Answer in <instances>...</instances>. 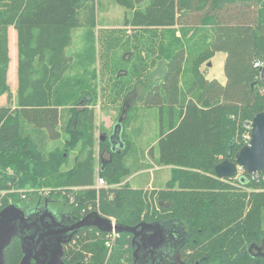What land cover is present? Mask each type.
<instances>
[{"label": "trees", "instance_id": "1", "mask_svg": "<svg viewBox=\"0 0 264 264\" xmlns=\"http://www.w3.org/2000/svg\"><path fill=\"white\" fill-rule=\"evenodd\" d=\"M143 1L114 0L132 11L124 17V25L153 34L162 29L173 36L177 24L181 34L175 38L178 50L163 63L162 82L150 87L144 97L146 105L159 108L154 161L171 166L165 186L156 191L126 183L113 186L131 174L127 158L132 142L123 131L129 120L126 113L121 122L123 147L113 151L107 139L98 145L99 154L108 153L98 175L109 187L98 193L91 187L95 179L93 105L100 88V64L99 69L94 64L103 56L91 41L94 0H0V98H6V104L0 105V190H7L0 195V210L9 204L22 209L28 205L11 189L51 187L49 199L55 204L63 198L67 212L76 219L96 211L128 226L155 219L179 221L188 236L182 253L189 264H264V258L248 250L264 239V173L254 179L244 172L226 179L214 173L225 156L233 161L247 144L246 125L264 111L260 69L253 66L254 61L264 62V0ZM206 25L208 42L203 33ZM10 26L17 37L14 94L7 82ZM79 27L88 28L85 44L72 59L65 50ZM162 44L160 51L174 46ZM218 51L227 54L224 85L206 79L199 70ZM136 61L137 65L132 63L141 71L145 62ZM102 62L108 65V53ZM140 71H133L138 80L143 77ZM62 140L63 148H48L50 141ZM79 142L75 164L64 169L68 151ZM96 234L107 235L95 227L80 228L63 246L64 263L131 264L126 233L119 235L109 255ZM72 242L73 249H66ZM22 254L19 238L13 237L4 249V264H18Z\"/></svg>", "mask_w": 264, "mask_h": 264}, {"label": "rangeland", "instance_id": "2", "mask_svg": "<svg viewBox=\"0 0 264 264\" xmlns=\"http://www.w3.org/2000/svg\"><path fill=\"white\" fill-rule=\"evenodd\" d=\"M94 12H95V24L91 27L90 31L93 33L91 41H94L95 47L98 49L99 54H103L100 59L94 64L99 69L100 64V78H99V92L96 97V101L93 105L94 116H95V127H94V154H95V179L94 184L91 186L97 193L101 188L109 187L104 180L105 184L102 187H96V181L100 176L98 170L100 168L98 151L99 139L98 135L102 132L109 133L113 124H115L122 112V105L128 106L129 109L126 111L129 114V120L125 123L126 127L123 131L129 136L132 142V148L129 152L127 159L130 164L131 175L122 179L120 183L113 186H121L127 184L131 188L144 189L146 191H156L164 187L165 182L170 177V172L167 167L156 165L154 159L157 158L156 140L159 137V108L154 105H143L137 103L136 100H140L146 91V83L150 84L153 82L155 85L157 82L158 68L161 63H165L168 59V55L178 50V43L170 33H164L162 29H158L154 39V34L145 32L142 28L135 27L132 25H124V17L130 16L132 11L123 8L116 4L114 0H94ZM178 27V26H177ZM174 26L175 32H178L180 37L179 29ZM13 28H8V70H7V82L10 87L11 93L14 94L17 88V37L16 31L11 32ZM88 28L79 27L73 30L71 43L66 48V54L70 55L72 59H75V53L81 50L85 44V32ZM205 34V41H209V25L203 27ZM15 30V29H14ZM166 35H171L173 38L170 41L166 40ZM195 38L198 36L195 34ZM155 45L153 46V41ZM164 43L165 47L172 43L174 46L169 51H160L159 46ZM163 45V44H162ZM158 46V47H157ZM164 47V46H163ZM105 53H108L110 62L106 66L102 61L105 60ZM137 59H143L147 64L144 68V64H141L143 68L140 71V67H135L132 62L137 65ZM224 53L218 52L210 60L211 67L205 65L203 62L199 70L205 75L207 79H218L223 80L224 78ZM101 64H104L101 67ZM78 69V67L76 68ZM81 70V69H80ZM135 70L142 72L143 77L138 80L136 78ZM76 70H73V73ZM118 72V73H117ZM82 73V72H81ZM119 78H116V75ZM154 79V80H153ZM184 79V78H183ZM182 79V80H183ZM185 80V79H184ZM153 85H150L152 87ZM260 93H264V88L259 87ZM6 104L5 96L0 99V105ZM126 113L124 115H126ZM123 115V116H124ZM166 122L167 113L163 114ZM165 127V126H164ZM64 140V139H63ZM63 140L58 143L50 141L48 148L59 145V148H63ZM103 141V140H102ZM155 142L153 145L151 143ZM82 142H79L75 149L68 151V162L64 165V169H68L75 164V158L80 150ZM153 148L154 157L150 156L149 150ZM148 153V155H147ZM67 152H64L66 155ZM104 154L103 159L106 158ZM139 166L149 167L151 170L147 172L139 171ZM156 167H159L156 169ZM138 170V171H137ZM11 173V170H8ZM152 176V179H151ZM233 178V177H232ZM103 179V178H102ZM234 181V180H233ZM232 181V182H233ZM150 182V186L148 183ZM231 184H236L235 182ZM239 188V186H237ZM241 190H247V188H239ZM51 187L33 188L31 186L22 187L21 189H11L10 192L18 193L22 199L27 200L29 204L36 201L37 198H49V192ZM76 191L77 188H71ZM7 193V190H0V195ZM30 195H28V194ZM64 194V193H63ZM69 198L71 195L68 196ZM71 199V198H70ZM71 201V200H70ZM155 201V200H154ZM64 204L63 198H58L55 205L61 209ZM155 206H158L155 202ZM67 211V206L65 207ZM111 221L116 220L113 217H109ZM107 233V232H104ZM109 233V232H108ZM121 233H111L102 238L101 235H97V240L104 242L105 247L108 249V255L112 252L113 247ZM106 239V241H105ZM72 242L67 245L66 249H73ZM264 246V239L259 243V247ZM64 249V248H63ZM91 254L85 259L87 261ZM106 264V263H105ZM126 264V263H124Z\"/></svg>", "mask_w": 264, "mask_h": 264}, {"label": "water", "instance_id": "3", "mask_svg": "<svg viewBox=\"0 0 264 264\" xmlns=\"http://www.w3.org/2000/svg\"><path fill=\"white\" fill-rule=\"evenodd\" d=\"M259 80L264 88V62L260 68ZM255 83L256 81L252 82L251 87ZM124 114L125 109L122 110L115 123L113 133L108 136L109 140L114 133H117V137H119ZM101 139L105 140V137ZM238 171L250 175L264 173V111L257 113L252 118L249 140L234 155V160L231 161L225 156L214 167V173L220 179L232 178ZM152 225L156 226L158 222H154V224L140 222L134 226L116 222L112 224L110 218L93 211L77 219L71 226L60 228L53 210L27 211L26 213L21 207L9 204L0 210V264H4V249L13 237L19 238L23 253L18 264H65L62 259L63 244L68 243L72 235L82 227H95L101 232L114 230L116 233L135 234L139 228ZM66 232H69L68 235H65ZM150 237L156 239L155 246L157 242L161 241V234L158 235L156 232H154V236L150 235Z\"/></svg>", "mask_w": 264, "mask_h": 264}, {"label": "flooded vegetation", "instance_id": "4", "mask_svg": "<svg viewBox=\"0 0 264 264\" xmlns=\"http://www.w3.org/2000/svg\"><path fill=\"white\" fill-rule=\"evenodd\" d=\"M53 201L49 198H37L32 204L28 202V205L23 210L26 213L27 211L43 212L45 210H53L57 216L60 228L71 226L77 220L75 216L69 215L65 210L64 204V209L59 210ZM154 222H158V225L142 227L143 229L139 228L135 234L126 233L130 241L131 264H189L182 253L183 247L188 240L182 224L175 219L142 221V223L147 224H154ZM154 232L158 235L161 234V241L157 242L156 246V239L150 237V235L154 236ZM68 233L66 232L65 235H68ZM66 244L64 243L63 246ZM248 250L253 255L264 258V246L259 247V244H253Z\"/></svg>", "mask_w": 264, "mask_h": 264}, {"label": "crops", "instance_id": "5", "mask_svg": "<svg viewBox=\"0 0 264 264\" xmlns=\"http://www.w3.org/2000/svg\"><path fill=\"white\" fill-rule=\"evenodd\" d=\"M146 1H147V0H144V1H143V4H145ZM11 27H12V26H11ZM175 27H177V24L175 25ZM12 28H13V27H12ZM177 28H178V27H177ZM178 29H179V28H178ZM13 31H15L14 28L11 30L12 34H13ZM173 37H174V38H178V37H179V36H178V32H175L174 35H173ZM173 37H172L171 35H166V40L170 41V39H172ZM218 52H222V53H224L225 60H226V56H227V54H226L225 52H223V51H218ZM218 52H215L214 54H216V53H218ZM213 56H214V55H213ZM213 56H212V57H213ZM212 57H211V58H212ZM210 60H211V59H210ZM210 60L207 61L206 64H205V65L208 67V69H209V67H211ZM165 63H166V62H165ZM224 63H225V61H224ZM163 70H164V64L161 63L160 66H159V68H158V73H157L158 77H157V80H156L157 83H161V82H162L160 76H161ZM223 72H224V67H223ZM206 73H207V72H205V75H206ZM205 78H206V77H205ZM206 79H207V78H206ZM211 79H212V78H211ZM211 79H208V80H211ZM214 79H215V78H214ZM153 80H154V79H153ZM216 80H217L220 84L224 85L225 82H226V76H225V73H224V78H223L222 81H221V80H218V79H216ZM150 85H154L153 82L150 83V84L146 83V88H147V89H146L145 93L143 94V96H142V98H141L140 100H136V102H137L138 104L141 103L142 106H143V105H146V103L144 102V97H145L146 94L149 92V90H150ZM1 98H2V97H1ZM1 98H0V99H1ZM124 109H125V113H126V111L129 109V105L126 106L125 103H124V105H123V107H122V110H124ZM121 113H122V112H121ZM114 125H115V124L112 125L111 130H110L109 133L102 132V134H99V135H98V139H99V140H102L101 138H102V137H105V139H107V140L109 141L110 149L113 150V151L121 149V148L123 147L122 143H124L123 140H122V138H121V130H120V132H119V137H117V133H116V134L114 133V135H112L111 140L108 139V136L111 135V134L113 133ZM118 131H119V130H118ZM156 141H157V140H156ZM154 143H155V142L151 143L150 145H153ZM104 154L107 155L106 158H104V161L108 158V153H106V152H103V153L100 155V158H99V164H100V166H102V167H103V165L106 163V162L103 161V156H104ZM147 155H148V153H147ZM164 167H167V168L169 169V172H170V168H171V166H164ZM157 168H159V167H156V169H157ZM138 170L141 171V172H147V171H150L151 169H150L149 167L146 168V167H144V166H141V167H139ZM138 170H137V171H138ZM130 175H131V174H130ZM130 175H129V176H130ZM129 176H127V177H129ZM127 177H126V178H127ZM151 179H152V176H151ZM167 180H168V179H167ZM165 183H166V182H165ZM148 185L150 186V182L148 183ZM164 186H165V185H164ZM144 189H147V188H144Z\"/></svg>", "mask_w": 264, "mask_h": 264}, {"label": "built area", "instance_id": "6", "mask_svg": "<svg viewBox=\"0 0 264 264\" xmlns=\"http://www.w3.org/2000/svg\"><path fill=\"white\" fill-rule=\"evenodd\" d=\"M263 65V62H261V61H254V63H253V66L254 67H257V68H261V66ZM246 127L247 128H249L250 129V127H251V122H250V124L249 125H246ZM245 139H247V140H249V135H246L245 136ZM240 172H242V171H238V173L240 174ZM258 174H252V175H250L251 176V179H254L256 176H257ZM105 184V182H104V180L102 179V178H98L97 179V181H96V187H102L103 185ZM112 224H114V222L112 221ZM111 233H116L114 230H112L111 232H107L106 234V236H108V235H110ZM117 234V233H116Z\"/></svg>", "mask_w": 264, "mask_h": 264}]
</instances>
